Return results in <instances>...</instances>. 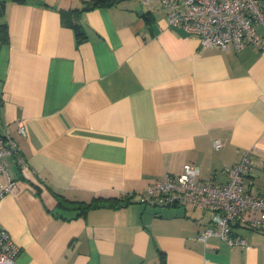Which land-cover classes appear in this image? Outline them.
Here are the masks:
<instances>
[{"label": "crops", "instance_id": "obj_1", "mask_svg": "<svg viewBox=\"0 0 264 264\" xmlns=\"http://www.w3.org/2000/svg\"><path fill=\"white\" fill-rule=\"evenodd\" d=\"M88 1L0 0V134L25 159L6 158L16 189L0 198L17 264H264V226L232 224L247 246L201 241L197 206L139 201L185 163L223 183L244 150L243 191L264 193V48H202L160 0ZM93 198L127 202L61 201Z\"/></svg>", "mask_w": 264, "mask_h": 264}, {"label": "built area", "instance_id": "obj_2", "mask_svg": "<svg viewBox=\"0 0 264 264\" xmlns=\"http://www.w3.org/2000/svg\"><path fill=\"white\" fill-rule=\"evenodd\" d=\"M169 25L181 26L193 32L202 48L216 46L236 50L246 44L264 48V36L257 27L264 25V0H160ZM19 131L25 133L23 125ZM220 139L212 146L219 149ZM23 167L25 159L18 144L8 134H0V198L16 189V179L6 158ZM248 150L242 151L239 161L225 167L226 180L217 183L197 179L200 166L185 163L179 173H165L139 194V201L163 208L181 204L197 206L207 214L210 226L201 231V241L216 236L228 245L247 246L246 240L232 231L239 222L248 228L264 226V193L243 191V181L253 167ZM19 246L0 223V264H17Z\"/></svg>", "mask_w": 264, "mask_h": 264}, {"label": "trees", "instance_id": "obj_3", "mask_svg": "<svg viewBox=\"0 0 264 264\" xmlns=\"http://www.w3.org/2000/svg\"><path fill=\"white\" fill-rule=\"evenodd\" d=\"M117 0H89L88 1V5L87 8L89 7H103L106 5H109L113 2H115ZM5 28L2 27L1 28V39L3 40L5 37ZM109 200V201H107ZM62 202H65L66 205L68 207H79L81 209V211H86L87 209L91 208V207H96V206H101V205H105L108 202L111 203L112 205H119L123 202H127V199L125 200H121V199H117V200H110V199H101V198H93L92 201L88 202V203H79L77 201H67L65 199H61Z\"/></svg>", "mask_w": 264, "mask_h": 264}, {"label": "water", "instance_id": "obj_4", "mask_svg": "<svg viewBox=\"0 0 264 264\" xmlns=\"http://www.w3.org/2000/svg\"><path fill=\"white\" fill-rule=\"evenodd\" d=\"M30 1V0H29Z\"/></svg>", "mask_w": 264, "mask_h": 264}]
</instances>
